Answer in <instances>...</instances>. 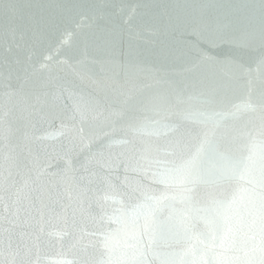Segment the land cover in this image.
Here are the masks:
<instances>
[{
    "label": "water",
    "instance_id": "water-1",
    "mask_svg": "<svg viewBox=\"0 0 264 264\" xmlns=\"http://www.w3.org/2000/svg\"><path fill=\"white\" fill-rule=\"evenodd\" d=\"M261 121L264 0H0V264H105L136 147Z\"/></svg>",
    "mask_w": 264,
    "mask_h": 264
},
{
    "label": "clouds",
    "instance_id": "clouds-1",
    "mask_svg": "<svg viewBox=\"0 0 264 264\" xmlns=\"http://www.w3.org/2000/svg\"><path fill=\"white\" fill-rule=\"evenodd\" d=\"M132 161L97 219L105 264H264V121L231 134L205 123Z\"/></svg>",
    "mask_w": 264,
    "mask_h": 264
}]
</instances>
